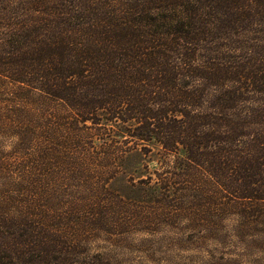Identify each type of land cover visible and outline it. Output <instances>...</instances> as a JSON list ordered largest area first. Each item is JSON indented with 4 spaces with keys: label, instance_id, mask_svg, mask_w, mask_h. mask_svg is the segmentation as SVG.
<instances>
[{
    "label": "trees",
    "instance_id": "16d2710c",
    "mask_svg": "<svg viewBox=\"0 0 264 264\" xmlns=\"http://www.w3.org/2000/svg\"><path fill=\"white\" fill-rule=\"evenodd\" d=\"M4 94L35 117L20 143L47 137L94 200L159 221L189 194L194 225L264 214V0H0ZM45 208L8 222L14 263L110 264L86 233L50 231Z\"/></svg>",
    "mask_w": 264,
    "mask_h": 264
},
{
    "label": "rangeland",
    "instance_id": "374dc122",
    "mask_svg": "<svg viewBox=\"0 0 264 264\" xmlns=\"http://www.w3.org/2000/svg\"><path fill=\"white\" fill-rule=\"evenodd\" d=\"M0 102L5 105V112L0 111V202L4 201L6 213H13L4 215L9 220L5 219L7 224L1 228L9 235L0 242L4 249L0 252L2 263L23 264L13 262L16 254L10 256L14 245L2 247L5 242L13 243L10 237L17 244L24 240L8 222L18 212H27V208H38L37 215L40 207H46L45 214L54 220L50 231L59 229L64 236L86 233L82 245H86L90 257L102 255L110 264H264V214L250 216L254 217L251 224L236 213L224 211L216 222L194 225V196L189 194L178 196L186 202L183 208L173 207L159 221L144 219L145 211H136L125 200L116 201L125 206L114 207L101 196L94 200L97 196L91 190L96 182L86 175L84 166L59 159L61 150L48 144L47 137L37 140L29 135L28 141L20 143L27 123L35 120H25L20 108L23 101L11 100L4 94ZM45 109L49 111L48 106ZM34 115L38 116L29 114ZM147 164H142V168L148 166L146 173L160 168L155 163ZM35 184L33 190L27 191ZM64 249L65 246L61 250ZM62 260V254L54 255L57 264Z\"/></svg>",
    "mask_w": 264,
    "mask_h": 264
}]
</instances>
